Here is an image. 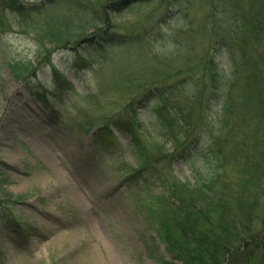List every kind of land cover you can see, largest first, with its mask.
<instances>
[{"label":"rangeland","instance_id":"1","mask_svg":"<svg viewBox=\"0 0 264 264\" xmlns=\"http://www.w3.org/2000/svg\"><path fill=\"white\" fill-rule=\"evenodd\" d=\"M21 1L27 18L0 13V264L169 261L146 218L144 200L161 195L172 182L193 184L213 174L263 216L264 125L252 111L236 107L232 142L243 140L255 162L252 194L251 183L245 189L239 183L242 157L239 165L219 169L202 158L210 131L220 130L219 106L212 103L201 116L208 96L189 85L204 74L207 58L223 75L222 86L231 78L238 53L231 58L216 41L231 38L235 3L215 0L217 14L211 0ZM232 1L245 11L255 2L264 16V0ZM108 3H115L111 11L104 10ZM103 11L113 31L98 22ZM260 22L255 36L264 41V17ZM56 36L68 42L58 44ZM98 36L124 45L103 50ZM258 53L237 63L240 78L253 67L261 71L264 50ZM14 64L32 66L35 77L14 80ZM165 90L173 91L176 111L209 126L196 132L197 141L180 157L130 175L138 166L130 136L112 125L113 141L99 148L96 130L132 110L139 140L171 156L174 148L153 112L155 91Z\"/></svg>","mask_w":264,"mask_h":264},{"label":"trees","instance_id":"2","mask_svg":"<svg viewBox=\"0 0 264 264\" xmlns=\"http://www.w3.org/2000/svg\"><path fill=\"white\" fill-rule=\"evenodd\" d=\"M139 1L130 0L127 4ZM228 1L235 3L230 7L233 9L235 7L237 10L230 27L231 38L217 37L216 42L227 50L231 58L238 53L240 60L233 61L234 71L231 73V78L222 86L219 80L221 81L223 75L213 60L207 58L204 63V74L196 83L189 85L196 88L200 86L208 96L204 100L206 106L200 111L201 116L204 115V111L209 110L212 103L219 106L220 130L210 131L202 158L219 169L231 163V166L239 165L242 157L240 174L247 179L241 180V177L239 183L242 189L249 188L247 185L251 183L252 193L255 182L251 181L250 177L255 162L251 155L245 153L243 140L237 141L236 146L232 142L235 138L234 112L236 107L245 113L252 111L255 118L264 125V53L260 54L261 71L254 70L253 67L245 77L240 78L236 65L240 61H245L248 55L259 54L258 50H264V41H260L255 36L257 29H261L260 21L264 16L261 15L260 9L255 11L257 9L255 2L249 5L248 11H245L237 2ZM209 4L218 14L220 1L211 0ZM114 5L115 3L105 4L104 10L111 11ZM4 11L24 19L28 9L21 0H0V13ZM255 14L257 21L253 19ZM2 16L3 14L0 15V22ZM98 22L105 24L106 30L113 31L114 26L104 11ZM98 37L103 43L97 40L95 42L98 46L103 44V50L109 46L124 45L115 42L112 37L110 39ZM63 38L64 36H56L53 39L58 44L67 43L68 41ZM88 41L84 42L90 43L91 46V41ZM84 51L90 50L87 48L82 50ZM11 71L16 81L35 77V69L32 66L14 64L11 66ZM204 75L207 76L206 80ZM171 92L173 91L165 90L161 93L155 91L153 96V101L156 103L153 112L159 120L167 142L174 148L171 156L164 155L160 146H153L152 150H148L139 140L136 130L137 116L129 109L126 110L127 119L119 117L112 123L97 128L94 135L95 145L104 148L113 141L112 125L117 132L129 135L130 147L135 152L138 164L137 170H130V175L153 171L155 166L165 164V161H171L176 156L180 157L179 154L193 145V141H197L199 136L196 137V132L209 125L199 126L200 119L197 116H191V113L185 114L182 110L176 111L170 100ZM106 141L108 142L105 143ZM180 148L182 150L179 151ZM218 176L220 175L213 174L208 180L196 178L193 184L172 182L161 195L144 200L146 218L155 227L157 240L163 245L166 257L169 259V261L159 260V264H264V214L259 217L258 210L252 209L254 204L244 202L243 198H240L242 193H235L231 188L233 186ZM131 177L133 176L128 178ZM256 225L263 228L257 230Z\"/></svg>","mask_w":264,"mask_h":264}]
</instances>
